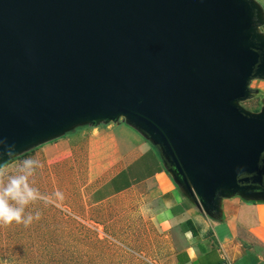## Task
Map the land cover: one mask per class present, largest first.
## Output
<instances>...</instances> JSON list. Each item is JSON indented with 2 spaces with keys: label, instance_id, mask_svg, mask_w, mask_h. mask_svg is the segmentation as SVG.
Returning a JSON list of instances; mask_svg holds the SVG:
<instances>
[{
  "label": "water",
  "instance_id": "water-1",
  "mask_svg": "<svg viewBox=\"0 0 264 264\" xmlns=\"http://www.w3.org/2000/svg\"><path fill=\"white\" fill-rule=\"evenodd\" d=\"M261 27L256 0H0V165L128 119L208 214L264 194Z\"/></svg>",
  "mask_w": 264,
  "mask_h": 264
},
{
  "label": "rangeland",
  "instance_id": "rangeland-1",
  "mask_svg": "<svg viewBox=\"0 0 264 264\" xmlns=\"http://www.w3.org/2000/svg\"><path fill=\"white\" fill-rule=\"evenodd\" d=\"M256 1L264 5V0ZM259 30L264 33V27ZM250 88L253 96L240 106L260 112L264 81H252ZM120 121L114 132L125 139L122 129L129 130L130 121ZM93 128L91 123L75 126L65 136L80 133L67 141L59 138L2 164L0 187L20 180L14 194L27 202L9 203L22 207L31 222L0 224V264H175L168 232L153 220L142 190L91 202L89 194L100 179L86 185L110 158L103 152L102 131Z\"/></svg>",
  "mask_w": 264,
  "mask_h": 264
},
{
  "label": "crops",
  "instance_id": "crops-1",
  "mask_svg": "<svg viewBox=\"0 0 264 264\" xmlns=\"http://www.w3.org/2000/svg\"><path fill=\"white\" fill-rule=\"evenodd\" d=\"M120 123L93 128L102 131L103 152L110 156L86 185L100 179L89 194L94 205L140 189L153 220L168 232L175 264H264V194L223 198L210 215L179 187L158 148L138 130L123 128L125 139L116 135Z\"/></svg>",
  "mask_w": 264,
  "mask_h": 264
},
{
  "label": "clouds",
  "instance_id": "clouds-1",
  "mask_svg": "<svg viewBox=\"0 0 264 264\" xmlns=\"http://www.w3.org/2000/svg\"><path fill=\"white\" fill-rule=\"evenodd\" d=\"M19 179H13L7 187H0V224L16 223H30L31 217H23V208L14 206L9 203V200H15L17 204L26 203L27 201H20L14 194V189L18 187Z\"/></svg>",
  "mask_w": 264,
  "mask_h": 264
},
{
  "label": "trees",
  "instance_id": "trees-1",
  "mask_svg": "<svg viewBox=\"0 0 264 264\" xmlns=\"http://www.w3.org/2000/svg\"><path fill=\"white\" fill-rule=\"evenodd\" d=\"M34 149H32V151H33ZM29 153V151L28 152H25V153H23L22 155H20V156H18L17 158H15V159H13V160H10V161H8L7 162V164H10V163H12L13 161H15V160H17V159H19V158H21V157H24L25 155H27ZM0 167H3V165H1Z\"/></svg>",
  "mask_w": 264,
  "mask_h": 264
}]
</instances>
